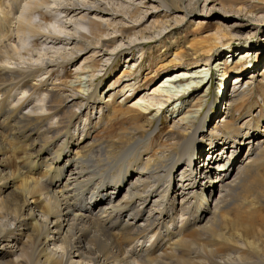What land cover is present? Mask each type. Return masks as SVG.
I'll return each instance as SVG.
<instances>
[{
    "label": "bare ground",
    "instance_id": "bare-ground-1",
    "mask_svg": "<svg viewBox=\"0 0 264 264\" xmlns=\"http://www.w3.org/2000/svg\"><path fill=\"white\" fill-rule=\"evenodd\" d=\"M202 1L204 11L207 4L212 11L237 2L158 0L165 14H180L167 15L160 33L182 23ZM240 1L252 4L240 11H258L256 20L264 24V11L254 10L264 0ZM142 3L0 0V264H264L263 203L251 212L253 224L241 225L240 216L228 219L242 210L238 203L248 191L264 192V111L248 110L246 126L238 123L255 86L264 105V69L227 73L250 56L255 60L257 47L245 45L231 64L235 55L222 54L231 39L218 26L191 47L206 57L203 63L173 71L127 106L149 77L140 82L129 65L120 90L113 83L100 91L98 76L115 63L111 54L125 40L131 45L153 38L133 32L146 17L134 11ZM117 8L132 26L113 16ZM176 50L172 62L187 55ZM90 51L77 70H66ZM101 51L103 59L95 58ZM213 52L219 84L231 81L232 87L218 123L203 134L215 84L204 66L213 63ZM121 92L125 97L117 101ZM167 110L173 131L164 136L165 126L158 133L147 130L145 115L156 111V118ZM213 135L224 137L204 143ZM219 139L228 146L218 148ZM243 146L246 156L235 167L227 158L230 147L233 157ZM231 220L237 238L225 230Z\"/></svg>",
    "mask_w": 264,
    "mask_h": 264
},
{
    "label": "rangeland",
    "instance_id": "rangeland-1",
    "mask_svg": "<svg viewBox=\"0 0 264 264\" xmlns=\"http://www.w3.org/2000/svg\"><path fill=\"white\" fill-rule=\"evenodd\" d=\"M138 1H142L143 3L140 6L141 8H138V9L136 8L134 9V11H136V13L139 15V9H141L142 12H145L146 17L144 19H141V21L137 23L136 28L133 29V32L135 30L136 32L142 31L146 35L153 36V38L146 37L145 39H140V40H137L136 42H133L131 45L128 44L129 43L128 40H125L126 41L125 46H122L117 52H114L115 55L113 52L111 54L110 50L104 51L105 53L112 55V58L115 59V63L109 66V70H107V73L105 75L103 72L99 74L98 76L100 80L102 81L99 85L100 91L107 90V88H109V86L113 83H115L114 84L115 89L117 91L120 90V88L122 87V85L124 84L126 80V78L122 76V72L123 70H125V68H128L129 65L130 66L133 65L132 71L133 72L135 71L132 76L133 77L140 76V82L145 80L146 77H149L147 78L148 80L144 84L140 92H137L132 96H129L127 100V106L132 105V103L136 102L137 100L136 97L139 96L138 94L148 91L155 84L161 81L168 74H171L173 71L185 69L189 67L190 65L194 64V62L203 63L206 57L199 56L200 53L195 54L194 51L191 49V47H194V45H197L201 39H204L207 33L213 32V30L215 29L217 30L218 26H220L221 30L226 28L225 29L226 31L225 36H227L226 39L229 41L231 39L230 46L224 48L223 50L221 49L223 52L222 54L224 55L227 54L228 56H231L232 54L235 55L237 51L240 54L241 52L245 51L244 50L245 48L247 49L245 45L249 44V45L257 47V50H256L257 56L255 57V60H253V62L255 61V64L259 62L264 63V24L256 20V13L258 11L254 13L240 11L239 8L241 6L247 5V4L242 3L240 0H237V2L227 1V4L229 5H227L225 9H222L220 6H216L215 8H213L214 10L212 11L210 10L213 7L212 4H210V6L207 4V6L205 7V11H204L205 1H202L200 3L199 10H197L192 15L186 17L182 23L173 25L171 28L167 29L165 32H162V33H160L159 29H161L160 27L163 25L165 21H167L166 20L167 15H169L168 18H172L173 16H176V15L180 16L179 12L173 9L170 12H167V14H165L163 7H156L159 5L158 0H136V2ZM258 3L259 5H264V2L260 1ZM248 5L250 6L252 4H248ZM248 5L245 7H248ZM246 9H250V8H246ZM254 10L264 11V6L254 7ZM113 16H115V18H117L118 21L119 20L123 21V23H125L126 26H132L133 24L129 16H126L124 12L120 10V8L119 9L117 8V11H115ZM198 21H202L201 22L202 24L198 23ZM123 25L124 24H121V26ZM229 29L231 30V34H230ZM200 44H202V40ZM94 48H95L94 46L91 47V49H94ZM125 48H127V51L123 50ZM176 49H180V50L182 49L183 51H185L187 55H184L183 57H181L179 62H172L171 59L174 54V51H177ZM104 52L103 51L99 52L97 55L98 57H95V58L98 59L101 57L103 59L102 55L104 54ZM90 55H92V51H90L88 54L81 53L79 57L77 56L72 63L67 65L66 70L67 71L77 70L75 69L76 68L75 65H77L78 67L81 64L82 60L86 56H90ZM237 55L238 54H236L235 56H231L232 59H234V57L236 58ZM212 58H213L212 60L213 63L207 67L204 66V68L206 69L205 71L206 79H208L209 75H211V78H215V84L210 94V100H209L210 102L207 104L206 109H205V114L209 116L206 118V121L204 119V122L206 125H204L203 134H206L207 126L211 125L212 127L213 125L215 126L218 123L217 117L221 115L220 112L224 111L225 107H227V105L224 104V101L221 100V97L219 99L220 101L218 100V97L222 94L221 88L223 87V84L222 85L221 83L219 84V80H220L218 77L219 71H216L217 74L214 71V69L218 68L217 65H218L219 56H217L216 53L213 52ZM236 60L237 59H235V64H236ZM230 63L232 64L233 62L230 61ZM250 63L251 61L244 62L241 65L239 64L236 66L233 65L231 68L230 67L228 68L227 73L230 74V73H233L234 71L249 72L251 69ZM83 65L91 66L90 63L88 64L84 63ZM100 66L101 65H99V67ZM263 69H264V66H263ZM260 70L261 69H258V71ZM151 74H154V76L150 77ZM119 76L121 77L120 79H118ZM229 83H231V81H229ZM231 87L232 85H228L227 90H226L227 93H229V91L231 90ZM256 89L257 91H259V89L255 86V89H253L254 94H252L249 100H247L246 105L240 111L241 118H239L240 120L238 121L240 126L242 125L246 126L244 124H247L245 120H247L246 112L248 110H251V112L254 114H257L260 111H262L261 113L263 115L264 105L262 104L261 98H259L260 96L257 95ZM199 91L200 89L195 91L193 94L191 93L192 95L188 96L189 99L190 98L192 99L193 95ZM119 96H122V92L118 94L117 101H120L124 99L125 97V96H122V97H119ZM180 103H181L180 101H178V103L176 102L174 105H171L170 106L171 108L169 107V109L172 110L173 108L172 106L179 105ZM209 109L210 111L208 112ZM168 110L164 112L162 115L161 114L158 115L159 117L157 116L156 118H154L156 111H153L152 114L145 115V118L151 122V124L147 126L148 127L147 130L158 133L160 126H165L163 135L166 136L167 134L171 133L173 131L172 123H173L174 118L170 116L171 112L168 113ZM182 110L183 109H180V114ZM185 111L186 110L184 109V112ZM215 111H218L217 115H214ZM184 112L182 114H184ZM177 115H179L178 112L175 114V117ZM254 118L252 120L256 121L257 118L256 119ZM160 119L162 120L161 122H160ZM201 119H203V117ZM198 124L199 123H197L196 125ZM192 125H195V124L192 123ZM262 126H264V122L262 123ZM258 134H259L258 137H260L261 133H258ZM157 136H160V135H157ZM218 137H224V136L223 135L222 136H214V135L207 136L204 143L211 139L213 140L214 138H218ZM224 140L223 139L217 140V143H219V147H223L224 145H225L224 147H226L227 144ZM105 142H106V139L103 142V144H105ZM247 147L248 146H243V148L238 151L237 155L233 157H230V152H229V155L227 158L229 159L234 158L232 162L233 164H235L236 161H238L237 163H240V160L243 159V156L245 155ZM200 149H201V146L199 147V150ZM220 150H223V148ZM231 150L232 149L230 147V151ZM206 154L209 155L208 153ZM203 157H204V160L205 158H207L205 157V155ZM239 157H242V158H239ZM214 163L216 162H213V165H216ZM235 167H239V166L236 165ZM214 176L216 175L213 173V177ZM107 191L108 192L112 191L111 186L107 188ZM124 191H126V189H124ZM124 191L121 192V195L124 194ZM114 194L117 195L116 193ZM263 197H264V192H256L252 190L248 191L245 195V198L240 200L239 201L240 203H238V204H242L243 206L242 210L239 211L238 208H236L228 219L230 218L232 219V218H236L240 216L239 222L241 223V225L242 224L246 225L248 224V222L252 223V213L251 212H253L254 208L258 206L259 204L263 203V205H261L260 208L263 209L264 211V201L262 202ZM100 204L101 202H98L96 205H94L93 209L97 211L98 209H96L95 207L99 208ZM139 221L141 222L142 220L140 219ZM235 226L236 225L234 221L231 220L227 222V225L225 227L226 232L227 233L229 232L230 236L232 235L233 238L239 237V231L235 229ZM255 253L259 254V252H257L256 250H255Z\"/></svg>",
    "mask_w": 264,
    "mask_h": 264
}]
</instances>
